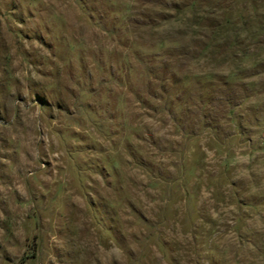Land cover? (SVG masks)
<instances>
[{
  "label": "rangeland",
  "instance_id": "374dc122",
  "mask_svg": "<svg viewBox=\"0 0 264 264\" xmlns=\"http://www.w3.org/2000/svg\"><path fill=\"white\" fill-rule=\"evenodd\" d=\"M0 264H264V0H0Z\"/></svg>",
  "mask_w": 264,
  "mask_h": 264
}]
</instances>
